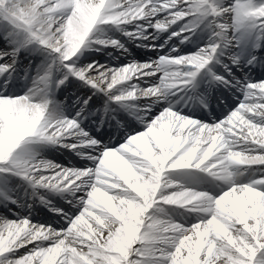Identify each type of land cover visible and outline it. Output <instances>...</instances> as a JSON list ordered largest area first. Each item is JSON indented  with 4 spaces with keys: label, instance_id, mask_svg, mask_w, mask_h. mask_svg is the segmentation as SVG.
<instances>
[{
    "label": "snow or ice",
    "instance_id": "6c2138e0",
    "mask_svg": "<svg viewBox=\"0 0 264 264\" xmlns=\"http://www.w3.org/2000/svg\"><path fill=\"white\" fill-rule=\"evenodd\" d=\"M0 264H264V0H0Z\"/></svg>",
    "mask_w": 264,
    "mask_h": 264
}]
</instances>
